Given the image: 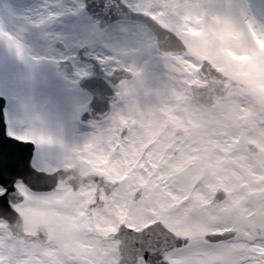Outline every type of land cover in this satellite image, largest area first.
<instances>
[{
	"label": "snow or ice",
	"instance_id": "6c2138e0",
	"mask_svg": "<svg viewBox=\"0 0 264 264\" xmlns=\"http://www.w3.org/2000/svg\"><path fill=\"white\" fill-rule=\"evenodd\" d=\"M0 44V264H264V0H2Z\"/></svg>",
	"mask_w": 264,
	"mask_h": 264
},
{
	"label": "rangeland",
	"instance_id": "374dc122",
	"mask_svg": "<svg viewBox=\"0 0 264 264\" xmlns=\"http://www.w3.org/2000/svg\"><path fill=\"white\" fill-rule=\"evenodd\" d=\"M2 2V0H0ZM31 42V41H30ZM8 60V53L6 49L0 44V63H3Z\"/></svg>",
	"mask_w": 264,
	"mask_h": 264
},
{
	"label": "water",
	"instance_id": "95a60500",
	"mask_svg": "<svg viewBox=\"0 0 264 264\" xmlns=\"http://www.w3.org/2000/svg\"><path fill=\"white\" fill-rule=\"evenodd\" d=\"M3 98H0V109H2ZM0 121H2V111H0Z\"/></svg>",
	"mask_w": 264,
	"mask_h": 264
}]
</instances>
